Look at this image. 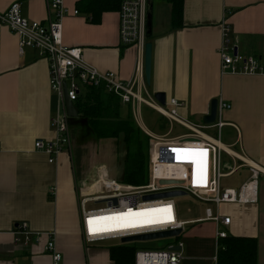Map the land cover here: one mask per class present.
Segmentation results:
<instances>
[{
    "label": "crops",
    "instance_id": "1",
    "mask_svg": "<svg viewBox=\"0 0 264 264\" xmlns=\"http://www.w3.org/2000/svg\"><path fill=\"white\" fill-rule=\"evenodd\" d=\"M16 1L27 19L44 24L55 19L49 12V0H0V11ZM152 2V33L147 38L153 45L150 85L145 77V48L124 46L120 41L122 0H64L68 11L78 14L62 19L63 42L82 48L88 63L117 73L123 81L133 79L137 64H141L140 95L158 101L155 95L161 93L166 102L175 98L185 103L179 114L193 124L214 125L203 123L212 102L230 103L231 110L222 117L226 125L220 138L213 128L207 130H213L216 137L207 130L206 134L264 169V75H221L220 57L225 27L240 53L264 56V0H184L180 28L172 21L171 4ZM142 105L121 103V117L132 115L135 120L134 113ZM57 106L48 61L32 48L20 54L18 37L0 25V264H52L46 245L53 233L63 255L61 264H114L111 247L87 245L83 239L77 188L97 179V173L90 170V152L79 161L71 148L65 149L51 164L48 156L35 148L39 139L56 138L52 119ZM144 133L151 135L148 130ZM110 140L114 139L99 140L100 145L107 147L105 141ZM222 158L226 167L242 165L227 153ZM237 174L239 180L224 182ZM250 177V170L243 167L223 179V186L238 189ZM206 208L204 216L187 221L204 218ZM212 208L215 214L231 217L230 225L207 221L183 231L182 264H218L227 238L256 239L257 264H264V200ZM23 222L43 234L40 242H15L13 230ZM219 231L227 232L228 237L220 239Z\"/></svg>",
    "mask_w": 264,
    "mask_h": 264
},
{
    "label": "built area",
    "instance_id": "2",
    "mask_svg": "<svg viewBox=\"0 0 264 264\" xmlns=\"http://www.w3.org/2000/svg\"><path fill=\"white\" fill-rule=\"evenodd\" d=\"M49 12L55 15L47 24L24 17L21 3L16 1L6 11H0V25L8 28L19 39V52L23 54L26 48L38 51L42 58L48 61L51 89L58 98L57 110L52 119V126L56 133L53 140L39 139L35 148L44 152L49 163L55 164L65 149L71 148L70 117L65 106L64 86L70 83L67 89L71 102L79 98L82 87L103 88L108 94L117 96L122 104H145L154 109L172 124H177L188 130L185 135L174 139H151L150 153V181L147 185L135 187L125 185L110 177L108 171L100 168L97 179L83 188H77L80 200V216L84 242L87 245L119 240L121 245L125 238H133L155 233L182 230L187 225L214 221L229 226L231 217L215 214L212 207L220 208L223 205H253L258 203V180L264 175V169L248 161L243 156L235 155L232 151L221 146L218 140L207 135L205 130L216 129L219 138L226 125L222 121L223 114L231 110L232 105L224 100L218 102L217 120L212 126L196 125L183 118L179 109L185 103L173 98L165 105L155 99H144L140 95L141 64H137L136 75L129 81L120 79L117 73L101 71L87 62L84 51L79 47H68L63 42L62 19L71 14L64 5V0H49ZM147 14L148 0H122L119 10L120 41L124 46H137L144 49L147 43ZM230 29H224V41L220 49L221 75H264V56L244 55L238 47L231 43ZM176 149L189 152H206L201 167L192 163V156H179ZM242 162L239 166L226 167L223 163V154ZM247 167L251 177L240 188L235 189L223 186V179L232 177L239 169ZM203 175L204 179H201ZM161 181H172L171 184H161ZM185 191L194 199L208 205L205 217L194 221H182L175 198H159L145 200L148 196ZM171 207L172 220L162 223H138L135 227H113L106 233L92 234L89 220L101 216H115L122 213L148 212L151 209ZM164 214H159L163 218ZM114 223V222H113ZM16 243L25 245L40 242L43 234L33 231L26 222L19 223L13 230ZM54 234V233H53ZM53 234L46 245L52 264H61L63 255L57 250ZM218 237L225 239L228 233L219 231ZM177 247L180 250L176 249ZM183 243L171 244L165 249H139L135 253L134 264H182Z\"/></svg>",
    "mask_w": 264,
    "mask_h": 264
},
{
    "label": "trees",
    "instance_id": "3",
    "mask_svg": "<svg viewBox=\"0 0 264 264\" xmlns=\"http://www.w3.org/2000/svg\"><path fill=\"white\" fill-rule=\"evenodd\" d=\"M172 5V21L183 26L184 0H160ZM150 38V35H147ZM79 111L77 119L86 124L97 140H122L125 145L123 177L121 183L140 187L150 181L151 139L138 126L132 115L121 117V101L103 88L88 87L75 101ZM70 120H72L70 118ZM220 252L218 264H257V240L227 238ZM137 248L118 245L110 248L114 264H134Z\"/></svg>",
    "mask_w": 264,
    "mask_h": 264
},
{
    "label": "rangeland",
    "instance_id": "4",
    "mask_svg": "<svg viewBox=\"0 0 264 264\" xmlns=\"http://www.w3.org/2000/svg\"><path fill=\"white\" fill-rule=\"evenodd\" d=\"M84 91V87H82ZM147 98V96H145ZM135 120L141 129L148 130L153 137L164 136V138H172L178 135L187 133V130L182 128L179 125L171 124L167 119L161 117L156 111L142 105L141 109L137 111V114L134 113ZM70 131H71V149L72 152L79 158L83 160L85 154L89 155L90 152V165L91 172H96L100 168H104L109 173L112 172L111 177L114 180L121 182L123 177V163L125 158V145L122 140H110L105 141L107 147L100 145V141L97 140L90 129L88 128L86 121L80 119L70 120ZM211 136L216 137L213 130L206 131ZM158 138V137H157ZM103 144V143H101ZM84 147V150L82 149ZM85 151V153H84ZM79 153V154H78ZM226 160V159H224ZM244 174V173H242ZM240 174H237L233 178L224 180L227 183L230 180H239ZM92 182V181H91ZM258 199L260 202L264 200V175H262L258 180ZM177 209L179 213V219L182 221H187L191 219H196L204 216V209L207 205L203 202H200L194 199L193 196L187 195L182 197L175 198ZM208 223V222H207ZM199 224L187 225L184 231H189L196 227ZM186 232L182 233L179 236V241L184 243L186 241L185 236ZM177 237L163 238L156 240H149L144 242L132 243L137 250L139 249H149V250H159L165 249L171 244L177 243ZM121 245L119 240H108L102 243H99L98 246L105 248H110L114 246ZM131 245V244H128Z\"/></svg>",
    "mask_w": 264,
    "mask_h": 264
},
{
    "label": "water",
    "instance_id": "5",
    "mask_svg": "<svg viewBox=\"0 0 264 264\" xmlns=\"http://www.w3.org/2000/svg\"><path fill=\"white\" fill-rule=\"evenodd\" d=\"M152 10H153V2L152 0H148V14H147V35H150L152 33ZM152 52H153V45L151 42H147L145 45V77L147 83L151 84V74H152ZM70 85L69 82H67L64 86V94H65V106H66V112L67 115L71 119L78 118L79 111L75 104L71 102L68 98L67 89ZM155 98L162 104H166V96L165 94H156ZM217 110H218V100H214L211 104V110L210 113L203 117V123L206 125H212L217 120ZM172 181H161V184H171ZM189 195L185 191H173L153 196H148L145 198V200H151V199H159V198H177L182 196ZM182 230H174V231H167V232H161V233H155L150 235H143L133 238H125L122 240V243H132V242H144L149 240H156V239H163V238H171V237H179L182 234ZM176 249L180 250L179 247Z\"/></svg>",
    "mask_w": 264,
    "mask_h": 264
},
{
    "label": "snow or ice",
    "instance_id": "6",
    "mask_svg": "<svg viewBox=\"0 0 264 264\" xmlns=\"http://www.w3.org/2000/svg\"><path fill=\"white\" fill-rule=\"evenodd\" d=\"M179 156H192L199 157L200 159H193L192 163H196L203 166L204 160L206 157V152H189L184 149L175 150ZM203 180V175L201 176ZM159 214H164L163 218H159ZM165 220H172V209L171 207L160 208V209H151L148 212H139L133 213L129 211L128 213H122L115 216H101L96 217L92 220H89L90 232L92 234L106 233L113 230V227H135L138 223H148V224H157L162 223ZM114 222V223H113Z\"/></svg>",
    "mask_w": 264,
    "mask_h": 264
},
{
    "label": "bare ground",
    "instance_id": "7",
    "mask_svg": "<svg viewBox=\"0 0 264 264\" xmlns=\"http://www.w3.org/2000/svg\"><path fill=\"white\" fill-rule=\"evenodd\" d=\"M160 224V223H159Z\"/></svg>",
    "mask_w": 264,
    "mask_h": 264
}]
</instances>
